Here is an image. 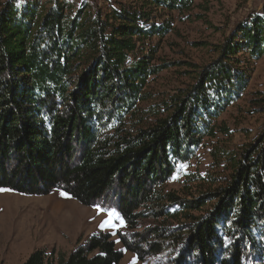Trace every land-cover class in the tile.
<instances>
[{"label": "trees", "instance_id": "trees-1", "mask_svg": "<svg viewBox=\"0 0 264 264\" xmlns=\"http://www.w3.org/2000/svg\"><path fill=\"white\" fill-rule=\"evenodd\" d=\"M194 6L131 0L106 13L86 5L71 14L57 1L21 8L1 1L0 188L36 196L58 189L83 205L113 208L129 230L142 217L161 219L118 233L143 262L264 264V133L238 155L218 153L227 177L195 199L164 191L205 137L227 132L216 119L264 56L263 2L213 45L215 58L190 71L186 87L144 107L148 78L168 66L152 63L157 45L146 53L144 42L161 40L172 31L168 15ZM122 257L111 235L97 232L66 258L34 250L22 264H118Z\"/></svg>", "mask_w": 264, "mask_h": 264}, {"label": "rangeland", "instance_id": "rangeland-1", "mask_svg": "<svg viewBox=\"0 0 264 264\" xmlns=\"http://www.w3.org/2000/svg\"><path fill=\"white\" fill-rule=\"evenodd\" d=\"M48 1L64 3L71 14L80 6L87 5L91 12L101 9L106 13L119 3L131 2L15 0V3L18 8L28 2L47 7ZM263 2L264 0H195V6L190 12L179 15L173 11L168 15L172 31L159 41L153 36L144 42L146 53L157 45L156 52L152 54V63L160 65L165 62L168 66L148 78L145 91L150 98L142 102V105L158 104L161 99L186 87L191 82L190 71L215 58L213 45L221 43L238 21L250 14L260 13ZM168 17L157 16L156 19L161 22ZM216 122L226 127L227 132H218L214 138L205 137L195 156L177 166V170L164 184V191L174 192L187 200L195 199L211 180L214 185H218L227 177V164L217 156L218 153L228 151L238 155L247 144L264 133V56L253 64L249 83L241 97L229 105ZM62 193L66 194L58 189L37 196L9 189L0 191V264H22L34 250H43L46 256L52 255L54 260L58 255L66 258L97 232L109 233L115 242V248L122 251L123 257L118 264H157L154 258L143 262L125 250L118 233L142 231L145 227L159 224L161 219L142 217L138 220L137 228L129 230L113 208L104 204L83 205ZM206 206L192 213L200 215L207 209ZM110 212L118 217L112 218L116 226L101 227L109 219Z\"/></svg>", "mask_w": 264, "mask_h": 264}, {"label": "snow or ice", "instance_id": "snow-or-ice-1", "mask_svg": "<svg viewBox=\"0 0 264 264\" xmlns=\"http://www.w3.org/2000/svg\"><path fill=\"white\" fill-rule=\"evenodd\" d=\"M181 167H184V165H181ZM4 190H5V189H0V191H4ZM62 195H66V194L62 193ZM101 211H102V210H101ZM108 215H109V219L105 220V221L103 222V224L101 225V227H106V226H112V227H115V226H116V225L113 224V222H112V218H113V217H116V214L110 212V213H108ZM116 218L118 219V217H116ZM121 223H122V222H121Z\"/></svg>", "mask_w": 264, "mask_h": 264}]
</instances>
